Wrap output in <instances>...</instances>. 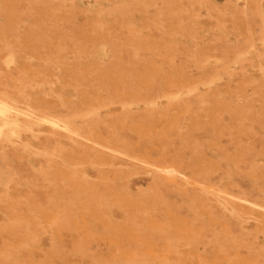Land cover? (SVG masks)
Masks as SVG:
<instances>
[{"label":"rangeland","instance_id":"1","mask_svg":"<svg viewBox=\"0 0 264 264\" xmlns=\"http://www.w3.org/2000/svg\"><path fill=\"white\" fill-rule=\"evenodd\" d=\"M0 104V264H264V0H0Z\"/></svg>","mask_w":264,"mask_h":264},{"label":"bare ground","instance_id":"2","mask_svg":"<svg viewBox=\"0 0 264 264\" xmlns=\"http://www.w3.org/2000/svg\"><path fill=\"white\" fill-rule=\"evenodd\" d=\"M12 57V56H11ZM211 81V80H210ZM199 84V83H198ZM197 89V88H196ZM5 103V102H4ZM5 104H7V103H5ZM6 105H4V104H0V116H2V118H4L3 116H4V114H5V112H6V107H5ZM111 106V105H110ZM10 109V108H9ZM12 110V109H11ZM14 111V110H13ZM94 112V111H93ZM8 113H9V111H8ZM16 113V112H15ZM9 114H12V113H9ZM5 119V118H4ZM8 120H11V119H9L8 118ZM42 120V119H41ZM56 122H58L57 120H55ZM8 122V121H7ZM10 122V121H9ZM43 122V121H42ZM47 122V121H46ZM55 122V123H56ZM15 123V122H14ZM50 123V122H49ZM52 123V122H51ZM54 123V122H53ZM54 123V124H55ZM13 124V123H12ZM57 124V123H56ZM56 124H55V126H56ZM14 125V128H15V124H13ZM52 125V124H51ZM58 125V124H57ZM2 126H4L3 124H2ZM6 126V125H5ZM4 126V127H5ZM23 126V125H22ZM54 127V126H53ZM0 128H2L1 126H0ZM55 128H57V126L55 127ZM5 129H6V127H5ZM4 130V129H3ZM2 130V131H3ZM60 130V129H59ZM14 132V131H13ZM74 132H76V131H74ZM8 133V132H7ZM76 134V133H75ZM87 141V140H86ZM88 143V142H87ZM27 147V146H26ZM25 147V148H26ZM78 167V166H77ZM159 170V169H158ZM165 171V170H164ZM161 172H163V171H161ZM166 173V172H165ZM172 173V172H171ZM73 175V174H72ZM82 178V177H81ZM62 183V182H61ZM87 185V184H86ZM7 187V186H6ZM6 191V190H5ZM78 211V210H77ZM68 222V221H67ZM49 225V224H48ZM53 225H56V224H53ZM50 229V228H49ZM246 230V229H245ZM22 245H24V244H22ZM7 249H9V248H7ZM14 249V248H13ZM52 251V250H51ZM8 262V261H7Z\"/></svg>","mask_w":264,"mask_h":264}]
</instances>
